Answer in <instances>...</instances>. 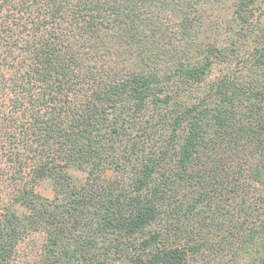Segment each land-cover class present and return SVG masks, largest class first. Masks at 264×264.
I'll return each mask as SVG.
<instances>
[{"label": "trees", "instance_id": "16d2710c", "mask_svg": "<svg viewBox=\"0 0 264 264\" xmlns=\"http://www.w3.org/2000/svg\"><path fill=\"white\" fill-rule=\"evenodd\" d=\"M0 150V264H264V0H0Z\"/></svg>", "mask_w": 264, "mask_h": 264}, {"label": "rangeland", "instance_id": "374dc122", "mask_svg": "<svg viewBox=\"0 0 264 264\" xmlns=\"http://www.w3.org/2000/svg\"><path fill=\"white\" fill-rule=\"evenodd\" d=\"M0 166L9 167L8 162L2 155L0 150ZM0 167V212L6 210L13 204L15 193V182L11 178L10 171L6 168ZM4 168V169H1ZM36 190L46 197H54V189L49 180L39 181L36 185ZM44 242V235L42 233H32L29 235L18 247L17 254L15 256V264H27L28 261L33 260L37 255ZM244 261L241 259V263ZM198 264H213L212 259L208 256L198 262ZM227 264V263H223Z\"/></svg>", "mask_w": 264, "mask_h": 264}]
</instances>
